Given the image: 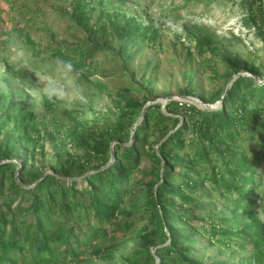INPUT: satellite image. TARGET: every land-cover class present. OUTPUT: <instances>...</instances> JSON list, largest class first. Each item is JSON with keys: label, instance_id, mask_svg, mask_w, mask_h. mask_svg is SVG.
Segmentation results:
<instances>
[{"label": "trees", "instance_id": "16d2710c", "mask_svg": "<svg viewBox=\"0 0 264 264\" xmlns=\"http://www.w3.org/2000/svg\"><path fill=\"white\" fill-rule=\"evenodd\" d=\"M10 1L9 7L0 2V37L47 25L44 18H36L46 13L38 4L20 22L11 18L16 0ZM70 2L68 16L77 27L91 29V34L111 28L120 42L115 47L88 40L47 50L48 58L70 61L87 78L105 71L97 52L127 64L139 36L151 44L157 39L156 31L144 28L136 15L121 20L103 8L108 22L92 24L95 7L87 10L85 0ZM245 8L244 26L264 42V0H245ZM176 37L189 40V55L197 54L216 76L217 57L228 79L237 76L228 90L204 94L187 75L190 83L181 94L212 104L222 99L219 107L172 99L163 110L161 102L147 105L153 96L138 97L125 87L115 99V121L90 124L67 112L72 123L63 134L57 121L40 125L32 110L16 104L14 90L0 89V264L112 259L121 243L116 240L136 225L134 212L126 208L130 197L142 201L134 209L147 218L135 233L139 248L127 254L131 264H264V208L259 199L264 198V62L222 50L209 28L186 24ZM47 142L61 149L64 158L46 174ZM147 158L150 170H144ZM212 248L218 251L209 259L200 252ZM226 251L232 260L222 256Z\"/></svg>", "mask_w": 264, "mask_h": 264}, {"label": "rangeland", "instance_id": "374dc122", "mask_svg": "<svg viewBox=\"0 0 264 264\" xmlns=\"http://www.w3.org/2000/svg\"><path fill=\"white\" fill-rule=\"evenodd\" d=\"M85 1L87 10L95 7L92 24L97 20L101 24L108 22L109 17L102 15L103 8L113 15L117 13L121 20H124L125 15H136L144 28L150 26L151 30L156 31L155 43L151 44L139 36L134 47L128 50L130 58L127 64L121 62L119 57L111 56L105 59L100 51L97 52L96 57L102 59L101 65L105 71H98L93 77L87 78L75 71L72 66L61 64L60 59L50 56L48 58L47 50L56 46L78 45L88 40L108 42L115 47L119 46L120 42L111 28L91 34V29L82 30L77 27L68 16L73 11L70 0L14 1L13 9L10 11L11 18L16 16L20 22L25 16L30 15L35 4H38L40 12L46 13L45 15L38 13L36 18L39 21L44 18L47 25L42 23L22 33L12 32L6 37H0V79L7 80V84L0 83V89L14 90L16 104H24L25 108L32 110L40 125H49L57 121L63 134L67 133L72 123L71 116L66 115L67 112L87 120L90 124L104 125L109 121H115L118 118L115 99L120 97V91L125 87H130L131 92L138 97H144L146 94L153 96L155 99L147 104L161 102L163 110L170 95L185 96L181 91L190 83L187 75L192 77V86L199 93L209 94L222 87L228 90L237 76L228 79L225 75L226 66L220 58L217 57L219 74L216 76L213 69L203 63L197 54L189 55L187 48L191 44L189 40L177 39V34L185 32L186 24L209 28L214 32L215 40L222 50L241 53L255 59L257 64L264 62L263 40L256 35L255 30H249L242 22L246 14L245 0ZM0 2L7 7L9 6L6 3L11 4L10 0ZM232 35H237L241 40H234ZM38 50L40 52L37 55ZM209 56L208 53L205 55L206 58ZM149 79L154 83L149 85ZM98 80L105 85L104 90L98 87ZM145 87L148 89L144 90ZM220 103L221 100L213 104L208 103L210 105L200 102L196 104L213 109L219 107ZM63 121L65 124L62 125ZM141 121L142 117L136 121L134 127ZM67 148L72 149L73 146L68 145ZM75 150L82 152V149ZM61 151L51 142L46 143L44 168L46 174L53 172L52 165L64 158ZM17 161L21 162L20 159ZM143 163L144 170H150L151 160L147 158ZM142 173L139 171L140 175ZM136 199L130 197L126 204V208L135 214L131 220H134L136 225L129 233L116 240H120L121 243L119 242V248L112 259L102 258L93 264H131L126 258L127 254L139 248L141 239L135 233L147 221V218H141L140 214L144 213L143 211L134 209L135 205L138 206L142 202ZM259 199L264 208V198ZM262 213L264 215V210ZM203 245L204 241L199 243V247ZM152 248L154 250V247ZM217 251L214 248L204 251L200 249L206 259L215 255ZM222 256L232 260L227 251Z\"/></svg>", "mask_w": 264, "mask_h": 264}, {"label": "water", "instance_id": "95a60500", "mask_svg": "<svg viewBox=\"0 0 264 264\" xmlns=\"http://www.w3.org/2000/svg\"><path fill=\"white\" fill-rule=\"evenodd\" d=\"M184 98H186V99H188L189 101H192V102H194V103H198V102H200V103H203V104H205V105H210V104H208L207 102H204L203 100H201V99H198V98H195V97H193V96H183ZM172 99H176V96L175 95H170L168 98H167V102L169 101V100H172ZM222 100V99H221ZM148 105V104H147ZM146 105V106H147Z\"/></svg>", "mask_w": 264, "mask_h": 264}, {"label": "built area", "instance_id": "2783aa9c", "mask_svg": "<svg viewBox=\"0 0 264 264\" xmlns=\"http://www.w3.org/2000/svg\"><path fill=\"white\" fill-rule=\"evenodd\" d=\"M177 100H179L180 104H183V103H194L192 101H189L188 99L184 98V97H176Z\"/></svg>", "mask_w": 264, "mask_h": 264}, {"label": "clouds", "instance_id": "9594fccd", "mask_svg": "<svg viewBox=\"0 0 264 264\" xmlns=\"http://www.w3.org/2000/svg\"><path fill=\"white\" fill-rule=\"evenodd\" d=\"M58 59H59V58H58ZM60 62H61V64L65 65V66H67V67H71V62H70V61L61 60ZM59 98H60V97H58V99H59Z\"/></svg>", "mask_w": 264, "mask_h": 264}]
</instances>
